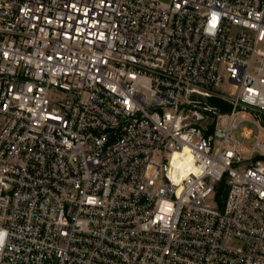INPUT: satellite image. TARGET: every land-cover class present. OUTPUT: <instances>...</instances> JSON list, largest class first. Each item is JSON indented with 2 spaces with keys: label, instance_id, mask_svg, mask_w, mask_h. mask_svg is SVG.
<instances>
[{
  "label": "built area",
  "instance_id": "obj_1",
  "mask_svg": "<svg viewBox=\"0 0 264 264\" xmlns=\"http://www.w3.org/2000/svg\"><path fill=\"white\" fill-rule=\"evenodd\" d=\"M262 114L264 0H0V264H264Z\"/></svg>",
  "mask_w": 264,
  "mask_h": 264
},
{
  "label": "rangeland",
  "instance_id": "obj_2",
  "mask_svg": "<svg viewBox=\"0 0 264 264\" xmlns=\"http://www.w3.org/2000/svg\"><path fill=\"white\" fill-rule=\"evenodd\" d=\"M262 118H263V121H264V114H262ZM244 127L251 128L253 130L254 134H257V133L261 132V130L259 129V127L256 124H254L252 122H249V121H244V122H242L240 124L239 129H238V131L235 134V137L238 140H242V138L239 135V132ZM261 133H262V137L264 138V132H261ZM244 143L249 147V151L245 152V155H249V152L252 151L253 148H255L254 139L244 140Z\"/></svg>",
  "mask_w": 264,
  "mask_h": 264
},
{
  "label": "trees",
  "instance_id": "obj_3",
  "mask_svg": "<svg viewBox=\"0 0 264 264\" xmlns=\"http://www.w3.org/2000/svg\"><path fill=\"white\" fill-rule=\"evenodd\" d=\"M212 101H213L214 103H216L215 100H212Z\"/></svg>",
  "mask_w": 264,
  "mask_h": 264
}]
</instances>
